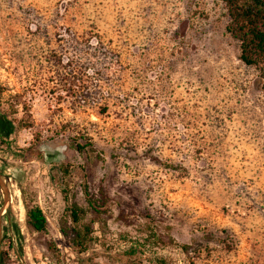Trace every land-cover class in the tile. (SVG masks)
<instances>
[{
	"label": "rangeland",
	"instance_id": "374dc122",
	"mask_svg": "<svg viewBox=\"0 0 264 264\" xmlns=\"http://www.w3.org/2000/svg\"><path fill=\"white\" fill-rule=\"evenodd\" d=\"M227 23L221 0H0L5 264H123L113 255L142 242L146 221L174 242L140 247L142 264H264V81ZM86 140L95 152L75 149ZM31 143L44 161L21 156ZM59 163L77 203L82 176L110 198L83 253L59 229ZM22 191L44 232L27 229Z\"/></svg>",
	"mask_w": 264,
	"mask_h": 264
},
{
	"label": "trees",
	"instance_id": "16d2710c",
	"mask_svg": "<svg viewBox=\"0 0 264 264\" xmlns=\"http://www.w3.org/2000/svg\"><path fill=\"white\" fill-rule=\"evenodd\" d=\"M221 1L224 3L228 15L226 30L239 43V59L246 65L259 67L264 81V0ZM24 105L23 103V107L26 109ZM75 149L84 154L96 151L93 144L87 140L83 143H76ZM21 152H24L21 156L28 160H45L41 151L36 149L33 143L22 148ZM96 157L100 158V155L97 153ZM57 168L60 173V191L64 201V214L59 229L61 234L68 239L71 248L78 253H83L104 233L106 219L103 215L110 213V198L101 188L97 193L91 192L84 176H82L78 185L83 193L85 206L80 205L74 200V194L71 192L72 165L59 163ZM0 173L8 176L2 170ZM2 180L5 183L4 179ZM22 195L27 229L37 233L44 232L47 227V219L37 204L35 196L25 191H22ZM117 219L123 220L124 223L130 222L122 212L117 215ZM141 231L144 235L142 242L131 244L127 249L113 255L114 260L123 264H142L143 250L140 247L144 248L146 245L148 247H152V245L163 247L174 242L169 234V226H163V230H161L153 226L152 221H146ZM179 246L184 252L188 249L186 244H179ZM6 255V252L1 251L0 264H5ZM148 261L149 264H173L170 258L163 255H153L148 258Z\"/></svg>",
	"mask_w": 264,
	"mask_h": 264
},
{
	"label": "water",
	"instance_id": "95a60500",
	"mask_svg": "<svg viewBox=\"0 0 264 264\" xmlns=\"http://www.w3.org/2000/svg\"><path fill=\"white\" fill-rule=\"evenodd\" d=\"M4 179L5 181H6V183L8 182V180H9V177L7 176V175H1L0 174V186L1 187H3V190H4V196H3V201H4V203H6L7 201H8V199H9V192L7 191V189L5 188L4 189V186H3V184L1 183V179Z\"/></svg>",
	"mask_w": 264,
	"mask_h": 264
},
{
	"label": "flooded vegetation",
	"instance_id": "af4514ba",
	"mask_svg": "<svg viewBox=\"0 0 264 264\" xmlns=\"http://www.w3.org/2000/svg\"><path fill=\"white\" fill-rule=\"evenodd\" d=\"M4 118H2V116H0V141H2V140H4L5 139V137L3 136L4 134H5V128H4V120H3ZM3 120V121H2ZM1 175H4V174H2V173H0ZM7 184V183H6ZM4 196V195H3ZM7 210H5V208H3V210H1V215L4 213V212H6Z\"/></svg>",
	"mask_w": 264,
	"mask_h": 264
},
{
	"label": "bare ground",
	"instance_id": "6f19581e",
	"mask_svg": "<svg viewBox=\"0 0 264 264\" xmlns=\"http://www.w3.org/2000/svg\"><path fill=\"white\" fill-rule=\"evenodd\" d=\"M1 183L3 184V182H2V180H1ZM3 186H4V189L6 188V186L3 184ZM3 188V187H2ZM7 189V191H9V198H10V190L8 189V188H6ZM12 189V188H11ZM16 196V195H15ZM19 206H20V202H19ZM19 208V207H18ZM23 217V216H22Z\"/></svg>",
	"mask_w": 264,
	"mask_h": 264
}]
</instances>
